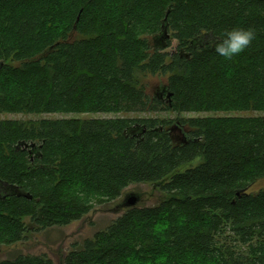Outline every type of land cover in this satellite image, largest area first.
Returning a JSON list of instances; mask_svg holds the SVG:
<instances>
[{"label": "trees", "instance_id": "obj_1", "mask_svg": "<svg viewBox=\"0 0 264 264\" xmlns=\"http://www.w3.org/2000/svg\"><path fill=\"white\" fill-rule=\"evenodd\" d=\"M233 27L257 39L225 62ZM156 113L206 116L69 117ZM0 115L63 116L0 119V247L153 184L61 264H264V0H0Z\"/></svg>", "mask_w": 264, "mask_h": 264}, {"label": "rangeland", "instance_id": "obj_2", "mask_svg": "<svg viewBox=\"0 0 264 264\" xmlns=\"http://www.w3.org/2000/svg\"><path fill=\"white\" fill-rule=\"evenodd\" d=\"M177 42L173 41L172 46L168 52L175 51ZM164 79L159 77H148L145 80L147 90L151 95L161 89L164 84ZM206 114H182L180 116L173 113H156V114H128V115H82L69 116L78 118H159V119H175L203 117ZM60 115H45V116H24V115H0V119H41V118H61ZM180 129V128H179ZM179 129H174L175 136L182 137ZM199 163L196 159L191 165L195 166ZM264 187V181L259 182L253 188L258 190ZM130 195H137L140 197L138 208L155 207L162 200L165 195L153 184H136L130 185L126 188L120 199L105 205L96 207L88 215L81 220L71 223L65 227H52L42 231H30L27 238L20 243L9 247H0V261L14 259L18 255H33L46 256L56 264H61L63 259L75 248H80L83 242L92 239L94 235L100 231L105 230L113 221L122 216L128 207H122L123 200ZM28 223V220L26 221Z\"/></svg>", "mask_w": 264, "mask_h": 264}, {"label": "clouds", "instance_id": "obj_3", "mask_svg": "<svg viewBox=\"0 0 264 264\" xmlns=\"http://www.w3.org/2000/svg\"><path fill=\"white\" fill-rule=\"evenodd\" d=\"M256 39L257 32L254 28L233 27L221 34L214 51L225 62L233 61L250 48Z\"/></svg>", "mask_w": 264, "mask_h": 264}, {"label": "water", "instance_id": "obj_4", "mask_svg": "<svg viewBox=\"0 0 264 264\" xmlns=\"http://www.w3.org/2000/svg\"><path fill=\"white\" fill-rule=\"evenodd\" d=\"M163 37L164 38L168 37L165 28L163 29ZM179 130L181 131L182 136L186 137L184 130L181 128ZM13 191L17 193L16 189H14ZM139 200H140V197H138L137 195L127 196L122 202V207L134 208L139 203Z\"/></svg>", "mask_w": 264, "mask_h": 264}]
</instances>
